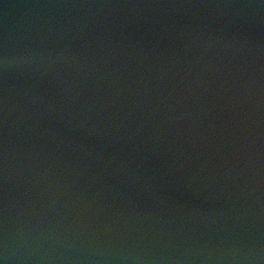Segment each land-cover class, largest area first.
Instances as JSON below:
<instances>
[{"label": "water", "instance_id": "obj_1", "mask_svg": "<svg viewBox=\"0 0 264 264\" xmlns=\"http://www.w3.org/2000/svg\"><path fill=\"white\" fill-rule=\"evenodd\" d=\"M0 264H264V0H0Z\"/></svg>", "mask_w": 264, "mask_h": 264}]
</instances>
